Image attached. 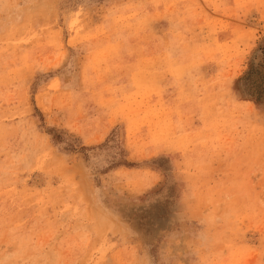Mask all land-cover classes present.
Listing matches in <instances>:
<instances>
[{"label": "rangeland", "instance_id": "1", "mask_svg": "<svg viewBox=\"0 0 264 264\" xmlns=\"http://www.w3.org/2000/svg\"><path fill=\"white\" fill-rule=\"evenodd\" d=\"M0 264H264V0H0Z\"/></svg>", "mask_w": 264, "mask_h": 264}]
</instances>
